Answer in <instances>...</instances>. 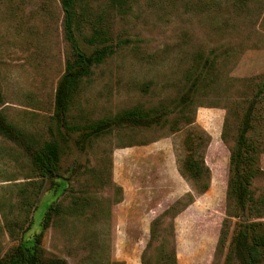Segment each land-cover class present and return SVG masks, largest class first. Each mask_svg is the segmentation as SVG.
Segmentation results:
<instances>
[{
	"label": "rangeland",
	"instance_id": "1",
	"mask_svg": "<svg viewBox=\"0 0 264 264\" xmlns=\"http://www.w3.org/2000/svg\"><path fill=\"white\" fill-rule=\"evenodd\" d=\"M79 8L90 24L101 19L113 52L79 84L65 127L54 119L70 57L61 0H0V116L31 149L60 146L57 176L41 181L29 150L0 134V257L38 232L55 202L46 259L225 264L234 233L264 223L249 208L227 216L230 147L252 102L249 136L264 172V0H82ZM82 32L90 36V26ZM135 108L159 119L90 138L77 130ZM189 148L210 171L202 194L180 173ZM54 181L64 185L53 189ZM250 189L263 197L264 178Z\"/></svg>",
	"mask_w": 264,
	"mask_h": 264
},
{
	"label": "trees",
	"instance_id": "2",
	"mask_svg": "<svg viewBox=\"0 0 264 264\" xmlns=\"http://www.w3.org/2000/svg\"><path fill=\"white\" fill-rule=\"evenodd\" d=\"M124 7L130 0H113ZM82 0H61L64 13V38L70 49V57L66 60L65 71L62 75L55 95L54 119L61 125L68 127L67 116L72 97L79 84L92 74V69L104 62L112 52L109 44V34L98 23L90 24L85 10L78 12ZM89 25L91 35L85 36L83 26ZM82 43L90 48V52L83 49ZM264 86L258 90L259 95ZM1 105V97H0ZM253 102L245 111L238 134L230 147L228 183H227V216L238 218L247 208L253 212L256 219L264 212V196L255 199L251 191L252 180L263 177L264 172L259 168L258 154L260 148L256 141L249 136L254 129ZM152 111L139 108L125 111L110 120H101L95 124L76 127L84 131L86 138L97 136L111 129L113 125L128 124L130 126L149 127L158 119V115L151 116ZM84 129V130H83ZM0 134L15 141L30 152L35 176L41 181L57 176L60 163V146L56 142H46L37 149H31L24 143L21 135L6 124L0 116ZM185 156L180 167L183 177L194 182L200 194L206 192L210 180V171L205 165L203 157H195L192 148ZM55 187L64 185L63 182H53ZM63 191V188L61 189ZM260 205V208H259ZM263 205V208L261 207ZM233 210V212H232ZM60 209L55 202H51L40 221V230L28 238H21L15 248L3 257L0 264H65L61 260L44 258L42 239L54 216H58ZM33 221L29 223L22 235L31 230ZM222 242V239H220ZM264 264V223L255 221L240 228L234 233L225 264Z\"/></svg>",
	"mask_w": 264,
	"mask_h": 264
}]
</instances>
